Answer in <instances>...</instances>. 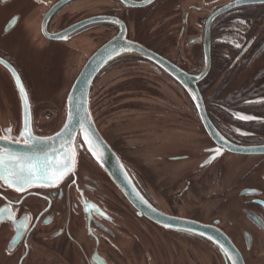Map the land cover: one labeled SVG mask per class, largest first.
I'll return each instance as SVG.
<instances>
[{
	"label": "flooded vegetation",
	"instance_id": "flooded-vegetation-1",
	"mask_svg": "<svg viewBox=\"0 0 264 264\" xmlns=\"http://www.w3.org/2000/svg\"><path fill=\"white\" fill-rule=\"evenodd\" d=\"M7 4L0 58L30 118L0 64V144L58 133L75 81L119 39L89 110L141 199L80 132L62 180L0 181V264H264V0Z\"/></svg>",
	"mask_w": 264,
	"mask_h": 264
},
{
	"label": "water",
	"instance_id": "water-1",
	"mask_svg": "<svg viewBox=\"0 0 264 264\" xmlns=\"http://www.w3.org/2000/svg\"><path fill=\"white\" fill-rule=\"evenodd\" d=\"M10 1L12 0H3L2 6L6 5ZM15 21L16 20H13L9 24V26L6 28V31H9L12 28V26L15 24ZM118 40L119 39H117V41ZM117 41H113L110 45L103 47L88 62V64L85 66V68L75 81L71 92L67 97L65 108V113L67 114L66 123L58 133L48 137H36L30 135V137L27 139L29 141L28 144H25L24 142H19L11 147H3L0 144V147L4 148V152L12 153L14 155L22 157H33L34 160L38 158L41 161H43L45 156H47L48 160L51 161L59 157L62 151L67 150L68 145L71 143L74 149V160L72 168H75L77 160L75 142L77 136L81 132L78 125L76 124V121L82 120L85 122L86 127L93 134V147L97 153V155H95L96 159L99 161L102 167H104L120 184H124L126 186V192L127 194H129L132 200H140L141 196L138 191L135 190V188L133 187V183L131 182L126 172L127 170L125 169L118 155L112 150V148L104 140V138L96 128L89 110V92L92 81L96 73L102 68V66H104V64L111 57V51L115 48L119 49L120 42ZM130 45L126 44L125 48L135 47L133 44ZM0 60L4 61V63L0 64L5 66L8 71H10V73L12 74L17 89L19 90L22 106L25 112L29 113L28 118H30V100L18 72L9 62L2 58H0ZM71 129H74V131L71 133L70 138L69 131ZM81 135L84 139L82 133ZM35 184L45 183L37 182Z\"/></svg>",
	"mask_w": 264,
	"mask_h": 264
},
{
	"label": "snow or ice",
	"instance_id": "snow-or-ice-1",
	"mask_svg": "<svg viewBox=\"0 0 264 264\" xmlns=\"http://www.w3.org/2000/svg\"><path fill=\"white\" fill-rule=\"evenodd\" d=\"M63 39V37H59ZM0 63L4 61L0 60ZM238 118L249 120L254 119L253 117L239 115ZM76 124L78 125L81 133L84 136V142L89 146L88 150L92 152L95 156L97 155L93 147V134L86 127L85 122L82 120H77ZM8 132L11 129L7 130ZM27 131V130H26ZM74 129L69 131L71 138V133ZM30 137V133H28ZM0 139L7 140V137H0ZM25 144H28L29 141L24 140ZM216 153L219 154V149L216 150ZM215 157H213L214 159ZM74 160V149L71 143L68 145L67 150L61 152V155L53 160H48L45 156L44 160L33 159V157L28 156H18L12 153L3 152L0 153V181L8 184L10 187H15L17 191H22L28 186H31L37 182H43L45 184L55 183L72 171ZM5 213L10 214V209L0 208V216ZM25 219H29L25 217ZM231 260V257H229ZM235 264V262H233Z\"/></svg>",
	"mask_w": 264,
	"mask_h": 264
},
{
	"label": "rangeland",
	"instance_id": "rangeland-1",
	"mask_svg": "<svg viewBox=\"0 0 264 264\" xmlns=\"http://www.w3.org/2000/svg\"><path fill=\"white\" fill-rule=\"evenodd\" d=\"M8 5H9V4H7V5H4V6H2V5H1V7H0V8H1V9H3V8L5 9V8H6ZM61 103H63V102L61 101Z\"/></svg>",
	"mask_w": 264,
	"mask_h": 264
}]
</instances>
